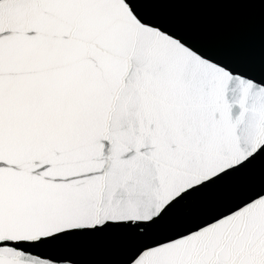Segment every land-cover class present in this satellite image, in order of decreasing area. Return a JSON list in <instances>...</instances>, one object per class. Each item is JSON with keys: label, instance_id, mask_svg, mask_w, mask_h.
Wrapping results in <instances>:
<instances>
[{"label": "snow or ice", "instance_id": "obj_1", "mask_svg": "<svg viewBox=\"0 0 264 264\" xmlns=\"http://www.w3.org/2000/svg\"><path fill=\"white\" fill-rule=\"evenodd\" d=\"M0 0V264H264V184L192 214L264 158V72L208 54L143 5Z\"/></svg>", "mask_w": 264, "mask_h": 264}, {"label": "water", "instance_id": "obj_2", "mask_svg": "<svg viewBox=\"0 0 264 264\" xmlns=\"http://www.w3.org/2000/svg\"><path fill=\"white\" fill-rule=\"evenodd\" d=\"M150 17L205 52L253 75L264 72V0H175L143 5ZM264 184V158L197 197L189 211L228 200L234 193ZM127 239L120 233L98 234L74 242L78 264H121Z\"/></svg>", "mask_w": 264, "mask_h": 264}]
</instances>
